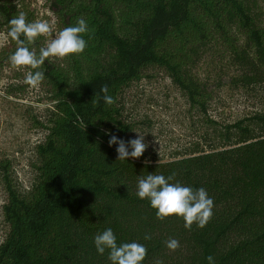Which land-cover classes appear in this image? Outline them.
Here are the masks:
<instances>
[{
    "label": "trees",
    "instance_id": "1",
    "mask_svg": "<svg viewBox=\"0 0 264 264\" xmlns=\"http://www.w3.org/2000/svg\"><path fill=\"white\" fill-rule=\"evenodd\" d=\"M47 2L55 33L79 18L91 31L82 54L50 57L39 69L49 103L38 123L45 135L34 148V180L25 193L5 174L8 231L0 264H110L108 251L98 254L94 245L108 228L118 244L146 247L142 264H208L209 255L215 264H264V0ZM20 12L33 22L15 0H0L1 33ZM43 41L29 48L38 54ZM7 44L2 60L10 64L16 44ZM205 55L215 57L226 84L240 89L253 110L220 127L206 119L212 134L206 150L193 148L165 162L143 155L117 160L110 135L127 142L131 131L121 117L123 89L156 70L189 110L205 114L212 93L195 73ZM105 85L111 106L103 99ZM152 173H175L172 183L204 188L214 201L209 223L189 230L181 217L158 219L150 202L137 196L138 179ZM169 239L180 247L169 250Z\"/></svg>",
    "mask_w": 264,
    "mask_h": 264
},
{
    "label": "rangeland",
    "instance_id": "2",
    "mask_svg": "<svg viewBox=\"0 0 264 264\" xmlns=\"http://www.w3.org/2000/svg\"><path fill=\"white\" fill-rule=\"evenodd\" d=\"M15 2L33 15V21H54L47 0ZM43 40L45 47L47 38L43 37ZM8 49V44L0 46V244L8 231L2 215L7 198L5 174L7 172L8 179L18 191L25 193L29 189L36 164L34 148L45 135L38 123L44 121L49 106L39 87L33 89L25 84L24 68L2 60V51ZM225 71L227 75L232 73L228 67ZM195 73L212 93L205 114L189 110L182 94L156 70L146 72L143 78L130 83L121 92V117L131 126L128 141L137 138V134L145 135L148 148L143 157L146 160L165 162L193 148L206 150L208 137L212 139L211 129L204 123L206 119L213 120L216 127H220L253 110V102L245 98L240 89L226 84L227 77L218 72L215 57L205 55ZM218 74L223 85L217 89ZM128 150L130 152L131 148Z\"/></svg>",
    "mask_w": 264,
    "mask_h": 264
},
{
    "label": "clouds",
    "instance_id": "3",
    "mask_svg": "<svg viewBox=\"0 0 264 264\" xmlns=\"http://www.w3.org/2000/svg\"><path fill=\"white\" fill-rule=\"evenodd\" d=\"M55 20L50 23L47 20L29 22L26 13L20 12L8 21L9 29L6 33H0V46L14 41L15 52L10 56V62L18 68L29 69L25 75V84L37 89L44 80V72L39 70L50 57L63 59L71 55L82 54L87 47L85 35L90 33L89 26L84 18H79L75 26H68L54 35ZM23 37V38H22ZM46 37L45 47L36 50L29 45L35 44L38 38ZM91 38V37H89ZM101 92L104 93L106 105H113L114 99L108 95V87L105 85ZM110 135L109 133H105ZM145 135L137 134V138L125 142L115 135H110L109 146L117 145V160L126 161L128 158L138 159L148 144L144 141ZM129 148L131 151L129 152ZM175 173L167 178L161 174H147L138 179L137 196L139 199H147L150 206L156 210L158 219L176 216L184 220L186 229H191L193 224L204 228L213 216L214 201L204 188L193 189L180 183H172ZM145 240L151 239L149 235ZM94 245L98 254L103 255L108 251L110 264H142L147 256V249L143 244L130 242L118 244L116 236L111 228L104 230L94 238ZM166 247L175 251L180 247L177 239H169ZM208 264H215L214 258L209 255Z\"/></svg>",
    "mask_w": 264,
    "mask_h": 264
}]
</instances>
